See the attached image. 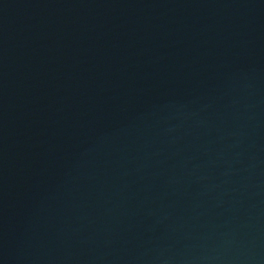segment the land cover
<instances>
[{"label":"water","instance_id":"water-1","mask_svg":"<svg viewBox=\"0 0 264 264\" xmlns=\"http://www.w3.org/2000/svg\"><path fill=\"white\" fill-rule=\"evenodd\" d=\"M0 264H264V0H0Z\"/></svg>","mask_w":264,"mask_h":264}]
</instances>
